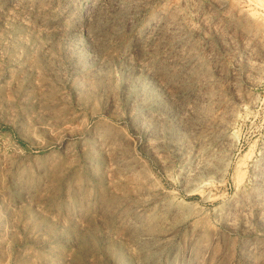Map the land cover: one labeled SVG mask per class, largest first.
Segmentation results:
<instances>
[{"label": "rangeland", "instance_id": "rangeland-1", "mask_svg": "<svg viewBox=\"0 0 264 264\" xmlns=\"http://www.w3.org/2000/svg\"><path fill=\"white\" fill-rule=\"evenodd\" d=\"M0 264H264V0H0Z\"/></svg>", "mask_w": 264, "mask_h": 264}]
</instances>
